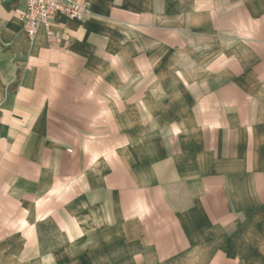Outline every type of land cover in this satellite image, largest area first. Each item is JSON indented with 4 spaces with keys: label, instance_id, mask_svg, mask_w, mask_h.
<instances>
[{
    "label": "crops",
    "instance_id": "1",
    "mask_svg": "<svg viewBox=\"0 0 264 264\" xmlns=\"http://www.w3.org/2000/svg\"><path fill=\"white\" fill-rule=\"evenodd\" d=\"M81 1L0 0V264H264V0Z\"/></svg>",
    "mask_w": 264,
    "mask_h": 264
},
{
    "label": "built area",
    "instance_id": "2",
    "mask_svg": "<svg viewBox=\"0 0 264 264\" xmlns=\"http://www.w3.org/2000/svg\"><path fill=\"white\" fill-rule=\"evenodd\" d=\"M90 13L88 4L81 0H23L19 18L28 39L33 41L39 29H48L58 16L84 21Z\"/></svg>",
    "mask_w": 264,
    "mask_h": 264
}]
</instances>
